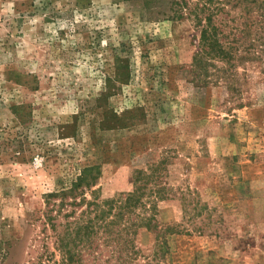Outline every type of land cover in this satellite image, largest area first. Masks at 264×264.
I'll use <instances>...</instances> for the list:
<instances>
[{
	"label": "rangeland",
	"instance_id": "obj_1",
	"mask_svg": "<svg viewBox=\"0 0 264 264\" xmlns=\"http://www.w3.org/2000/svg\"><path fill=\"white\" fill-rule=\"evenodd\" d=\"M86 167L76 201L165 188L138 262L164 231L171 264H264V0H0V264L59 260L46 195Z\"/></svg>",
	"mask_w": 264,
	"mask_h": 264
},
{
	"label": "trees",
	"instance_id": "obj_2",
	"mask_svg": "<svg viewBox=\"0 0 264 264\" xmlns=\"http://www.w3.org/2000/svg\"><path fill=\"white\" fill-rule=\"evenodd\" d=\"M192 13L198 18L194 9ZM206 20L200 31V51L197 53L229 61L232 57L230 50L219 44L211 18ZM200 21L198 18L199 23ZM91 170L92 167L84 168L72 187L46 195L44 222L54 233L60 258L56 261L47 259L42 264H171L165 257L168 246L162 236L164 231H159L153 252L149 256H143V262H138V257L142 255L134 240L138 229L156 226L154 200L163 197L165 188L157 186L151 173L138 170L133 176L131 191L100 199L96 190H91V200L80 194L76 201L77 187L88 180ZM57 197L60 199L56 203L54 199ZM67 198L71 201H67ZM83 203L85 208L75 218L63 223L57 222L58 216L66 219L75 213L74 209L68 213L63 212L67 204L80 207ZM101 246L109 255L101 256Z\"/></svg>",
	"mask_w": 264,
	"mask_h": 264
}]
</instances>
